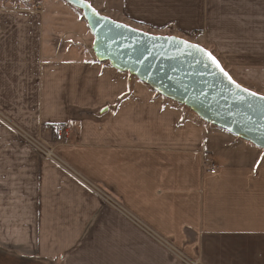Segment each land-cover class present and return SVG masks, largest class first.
<instances>
[{
    "label": "crops",
    "instance_id": "1",
    "mask_svg": "<svg viewBox=\"0 0 264 264\" xmlns=\"http://www.w3.org/2000/svg\"><path fill=\"white\" fill-rule=\"evenodd\" d=\"M85 1L203 46L264 95L249 87L264 85V0ZM46 3L42 15L0 0V110L53 145L58 125L76 124L77 138L56 146L77 174L35 157L0 121V244L61 264H183L164 239L208 264H264V150L100 61L85 17Z\"/></svg>",
    "mask_w": 264,
    "mask_h": 264
},
{
    "label": "water",
    "instance_id": "2",
    "mask_svg": "<svg viewBox=\"0 0 264 264\" xmlns=\"http://www.w3.org/2000/svg\"><path fill=\"white\" fill-rule=\"evenodd\" d=\"M65 1L83 11L95 38L93 52L100 61L110 62L117 70L187 106L206 122L264 150V95L249 89L244 92L247 88L237 83L210 51L182 37L152 34L114 21L88 7L85 0ZM180 41L211 53L241 87L236 88L205 52Z\"/></svg>",
    "mask_w": 264,
    "mask_h": 264
},
{
    "label": "rangeland",
    "instance_id": "3",
    "mask_svg": "<svg viewBox=\"0 0 264 264\" xmlns=\"http://www.w3.org/2000/svg\"><path fill=\"white\" fill-rule=\"evenodd\" d=\"M65 1V0H64ZM2 4L8 7H13L12 9H31L35 10L40 14H44L46 11V0H35L30 3V0H1ZM68 3V2H67ZM69 4V3H68ZM70 5V4H69ZM72 6V5H71ZM79 12L82 16H84L83 11L77 9L76 7L72 6ZM194 38V35L190 36ZM82 50V49H81ZM236 71V70H235ZM251 88L263 89L264 85H249ZM259 94V93H258ZM262 95V94H261ZM178 103V102H177ZM182 105V104H181ZM185 106V105H184ZM187 107V106H186ZM104 114H99V117H102ZM0 121L7 127L9 132L17 137L20 142H22L23 146H25L29 151L33 153V155L40 160L48 161L56 166L70 170L74 172L73 168L66 163L61 155L57 152V144L63 145L68 140H74L77 138V129L76 124H72L70 122H65L61 125L57 126V133L58 139L56 138L55 142L56 145L52 144V141H46L42 136H36L32 134L25 126L20 125L19 123L15 122L11 117L4 114L0 110ZM207 166L210 167L209 171L215 170V165L211 161H205ZM76 173V172H74ZM216 173V170L214 174ZM77 174V173H76ZM80 176V175H79ZM85 187L90 190L92 193H101V198L104 202L111 205L112 207H116L118 210L122 211L125 216L128 217L127 211L121 206L120 202L116 201L114 198L110 197L106 194L104 189L100 187L97 182L88 180L84 178L83 181ZM132 216V220L137 224L139 229L145 234H148L150 237L156 239H162L158 234H156L152 229L145 224L142 219L132 213H129ZM6 236L0 235V241H5ZM8 241V240H6ZM163 245L168 253L175 259L181 261L183 264H188L191 262H197L198 264H208L201 258H192L187 253H185L182 249L178 248L176 245L167 242L166 240L162 239ZM188 262V263H187ZM0 264H61L60 259L57 260H47V259H38L32 256L29 246L25 245H10V244H0Z\"/></svg>",
    "mask_w": 264,
    "mask_h": 264
},
{
    "label": "snow or ice",
    "instance_id": "4",
    "mask_svg": "<svg viewBox=\"0 0 264 264\" xmlns=\"http://www.w3.org/2000/svg\"><path fill=\"white\" fill-rule=\"evenodd\" d=\"M88 7H91V5H87ZM93 11H95L93 9ZM180 43L184 44L185 46H187L190 49H195L197 51H201V52H205L206 55L208 56V58L212 61V63L216 66V68H218L220 70L221 73H223V75L225 77H227V79L233 84L235 85L236 88H240L241 86L239 84H236V82L234 80H232L231 76L228 75L227 72H225V70L221 67L220 63L218 60H216V58L214 56H212L211 53H207L206 50L201 49L199 45H194V44H190L187 41H180ZM244 92H248V89H243ZM249 95L251 96H256V93H249ZM261 99H264V97H261ZM261 160L264 161V156L261 157ZM257 167H259V163L257 164Z\"/></svg>",
    "mask_w": 264,
    "mask_h": 264
},
{
    "label": "built area",
    "instance_id": "5",
    "mask_svg": "<svg viewBox=\"0 0 264 264\" xmlns=\"http://www.w3.org/2000/svg\"><path fill=\"white\" fill-rule=\"evenodd\" d=\"M213 173L215 172V170L212 171ZM188 263V262H187ZM188 264H198L197 262H191V263H188Z\"/></svg>",
    "mask_w": 264,
    "mask_h": 264
},
{
    "label": "bare ground",
    "instance_id": "6",
    "mask_svg": "<svg viewBox=\"0 0 264 264\" xmlns=\"http://www.w3.org/2000/svg\"><path fill=\"white\" fill-rule=\"evenodd\" d=\"M70 4V3H69ZM71 5V4H70ZM73 6V5H72ZM78 9V8H77ZM90 29V28H89ZM149 86V85H148ZM152 88V87H151ZM155 90V89H154ZM158 92V91H157ZM161 94V93H160ZM162 95V94H161ZM164 96V95H163ZM165 97V96H164ZM167 98V97H166ZM169 99V98H168Z\"/></svg>",
    "mask_w": 264,
    "mask_h": 264
}]
</instances>
